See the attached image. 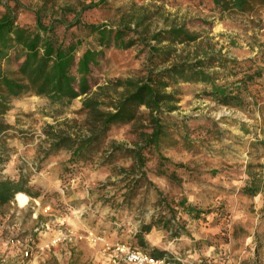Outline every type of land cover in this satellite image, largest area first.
Listing matches in <instances>:
<instances>
[{
    "label": "rangeland",
    "instance_id": "obj_1",
    "mask_svg": "<svg viewBox=\"0 0 264 264\" xmlns=\"http://www.w3.org/2000/svg\"><path fill=\"white\" fill-rule=\"evenodd\" d=\"M93 2L0 0V17L10 8L19 25L35 27L42 9L46 24L56 17L130 27L142 40L105 52L91 76L93 90L213 54L226 60L209 71L218 74L215 86L234 100L219 104L204 83L172 85L167 91L177 109L162 115L169 137L146 152L145 175L121 172L132 165L124 152L105 161L112 143L135 146L148 125L143 119L113 127L89 162L73 164L65 150L46 159L41 151L48 126L66 129L85 119L81 98L67 107L38 97L13 101L4 121L14 130L0 137V176L18 180L22 170L26 189L40 197L27 196L25 205L15 198L0 209V264H124L119 243L149 254L157 249L176 264H264V9L240 15L221 13L211 0H107L83 10ZM55 26L61 38L94 42L81 26ZM173 26L200 38L157 46L153 36ZM145 225L152 231L143 248L137 235Z\"/></svg>",
    "mask_w": 264,
    "mask_h": 264
},
{
    "label": "trees",
    "instance_id": "obj_2",
    "mask_svg": "<svg viewBox=\"0 0 264 264\" xmlns=\"http://www.w3.org/2000/svg\"><path fill=\"white\" fill-rule=\"evenodd\" d=\"M41 1L46 6L48 0ZM211 1L223 14L248 15L257 9H264V0ZM106 3L107 0H98V3L93 2L83 10ZM41 12L42 9L36 12L35 27L19 25L10 8L0 17V137L9 139L10 131L14 130L5 123L4 118L15 100L38 97L53 105L67 107L81 98V113L85 116L81 122L71 121L72 125L66 129H60V124L48 126L45 132L47 147L41 151L42 159L65 150L71 155L73 164L89 162L94 152L104 144L113 127L138 124L143 119L148 125H142L139 141L135 146L127 149L112 143L105 161L109 162L114 154L124 152L131 159L132 165L121 172H141L145 175L146 152L160 149L164 140L169 137L168 131L171 128L163 121L162 115L177 109V98L167 91L172 85L180 81L189 84L204 83L214 88L207 95L219 104L227 105L234 100L231 93L215 86L218 74L209 71L214 68L215 61L223 63L226 60L213 54L204 60L176 62L167 69L150 71L140 80L108 81L93 90L91 76L104 60L105 52L110 49L129 50L142 37L136 39L130 27L87 25L82 24L79 19L68 23L55 17L46 24ZM55 23L62 24L66 29L81 26L88 32V37H94L93 44L86 46L85 40L76 36L71 40L61 38ZM199 38L198 34L191 33L185 27L173 26L154 35L152 40L157 46L164 43L173 46L193 44ZM151 49L155 50L156 47L151 46ZM142 108L147 110L146 116L141 114ZM27 184V176L22 170L18 180L0 176V209L14 203L18 193H24L32 199L39 198V193L26 189ZM248 192L251 196H256L260 190L248 189ZM151 231L152 225H145L137 235L143 248L147 245L144 234ZM149 255L165 259L163 257L166 253L154 249ZM170 262L176 264L174 261Z\"/></svg>",
    "mask_w": 264,
    "mask_h": 264
},
{
    "label": "built area",
    "instance_id": "obj_3",
    "mask_svg": "<svg viewBox=\"0 0 264 264\" xmlns=\"http://www.w3.org/2000/svg\"><path fill=\"white\" fill-rule=\"evenodd\" d=\"M115 251L124 264H174L167 259L154 258L140 248L126 243L117 244Z\"/></svg>",
    "mask_w": 264,
    "mask_h": 264
},
{
    "label": "bare ground",
    "instance_id": "obj_4",
    "mask_svg": "<svg viewBox=\"0 0 264 264\" xmlns=\"http://www.w3.org/2000/svg\"><path fill=\"white\" fill-rule=\"evenodd\" d=\"M16 201L19 202L20 205H25L28 201V197L24 193H18L16 195Z\"/></svg>",
    "mask_w": 264,
    "mask_h": 264
}]
</instances>
